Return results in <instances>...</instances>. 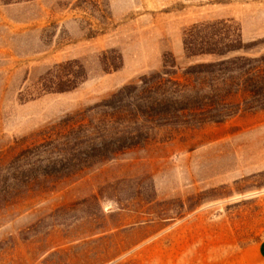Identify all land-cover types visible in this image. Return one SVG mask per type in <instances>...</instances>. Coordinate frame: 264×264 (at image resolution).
Returning a JSON list of instances; mask_svg holds the SVG:
<instances>
[{
	"label": "rangeland",
	"instance_id": "374dc122",
	"mask_svg": "<svg viewBox=\"0 0 264 264\" xmlns=\"http://www.w3.org/2000/svg\"><path fill=\"white\" fill-rule=\"evenodd\" d=\"M100 1L104 25L78 0H0V150L18 142L16 153L37 147L36 166L66 164L73 154L45 132L161 70L165 56L192 64L183 33L193 24L233 20L264 52V0ZM75 60L84 83L38 94L41 76ZM71 170L0 211V264H248L264 240V110L161 128Z\"/></svg>",
	"mask_w": 264,
	"mask_h": 264
},
{
	"label": "trees",
	"instance_id": "16d2710c",
	"mask_svg": "<svg viewBox=\"0 0 264 264\" xmlns=\"http://www.w3.org/2000/svg\"><path fill=\"white\" fill-rule=\"evenodd\" d=\"M76 7L99 25L106 23L107 4L100 0H78ZM84 23L89 36L99 34L90 22ZM257 45L245 42L241 26L230 19L188 27L183 33L184 58L193 60L192 64L182 67L175 57L165 56L161 70L124 85L86 110L67 115L45 132L50 142H61L62 150L73 154L66 164L36 166L32 158L39 154L37 147L16 153L18 142L7 151L0 150V211L55 179L73 174L75 167L115 159L147 142L161 128L223 123L243 112L264 110V52L256 54ZM100 63L109 71L104 56ZM88 76L77 60L55 64L38 79V94L74 90ZM11 152L16 154L7 162Z\"/></svg>",
	"mask_w": 264,
	"mask_h": 264
},
{
	"label": "crops",
	"instance_id": "0c3cea01",
	"mask_svg": "<svg viewBox=\"0 0 264 264\" xmlns=\"http://www.w3.org/2000/svg\"><path fill=\"white\" fill-rule=\"evenodd\" d=\"M250 249L254 254L255 261L247 262L248 264H256V261L264 262V240L251 245Z\"/></svg>",
	"mask_w": 264,
	"mask_h": 264
}]
</instances>
